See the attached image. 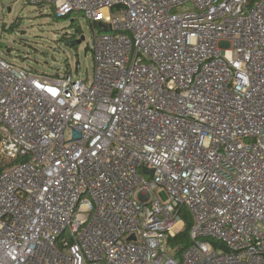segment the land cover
I'll return each instance as SVG.
<instances>
[{
    "label": "built area",
    "instance_id": "2783aa9c",
    "mask_svg": "<svg viewBox=\"0 0 264 264\" xmlns=\"http://www.w3.org/2000/svg\"><path fill=\"white\" fill-rule=\"evenodd\" d=\"M27 2L95 70L0 55V264H264V0Z\"/></svg>",
    "mask_w": 264,
    "mask_h": 264
},
{
    "label": "rangeland",
    "instance_id": "374dc122",
    "mask_svg": "<svg viewBox=\"0 0 264 264\" xmlns=\"http://www.w3.org/2000/svg\"><path fill=\"white\" fill-rule=\"evenodd\" d=\"M79 29L78 38L73 30ZM97 33H104L99 27ZM85 37L82 44H76ZM94 30L83 15L56 18L53 7L39 8L27 0H0V55L9 63L35 73L72 71L92 81ZM79 66V70L77 68ZM0 154L3 169L12 162Z\"/></svg>",
    "mask_w": 264,
    "mask_h": 264
},
{
    "label": "trees",
    "instance_id": "16d2710c",
    "mask_svg": "<svg viewBox=\"0 0 264 264\" xmlns=\"http://www.w3.org/2000/svg\"><path fill=\"white\" fill-rule=\"evenodd\" d=\"M69 18V17H67ZM80 30L79 29H75L73 30V35L71 37V39L73 40V37L76 36V38H78L79 36H77V32H79ZM81 33V31H80ZM78 42H76L77 44ZM1 139V137H0ZM8 160V159H7ZM10 162H12L11 165H9L7 168L3 169L2 167V164L0 163V174L4 171H6L7 169L13 167L14 165H17V164H20V163H23L26 161V158H23V159H19L17 160L16 162H13V160H8ZM15 163V164H14ZM13 165V166H12ZM184 220H185V229L184 231L179 235L177 236L175 239H172L170 241V245L174 248L177 249V254L178 255H182L183 252L189 248L190 244H191V240H190V230L192 228V225H193V219L192 217L190 216V214H188L187 212L184 213ZM218 248L222 249L223 247L222 246H218Z\"/></svg>",
    "mask_w": 264,
    "mask_h": 264
},
{
    "label": "water",
    "instance_id": "95a60500",
    "mask_svg": "<svg viewBox=\"0 0 264 264\" xmlns=\"http://www.w3.org/2000/svg\"><path fill=\"white\" fill-rule=\"evenodd\" d=\"M85 41V37H82L81 40H78V44H82V42ZM153 174V173H152Z\"/></svg>",
    "mask_w": 264,
    "mask_h": 264
},
{
    "label": "bare ground",
    "instance_id": "6f19581e",
    "mask_svg": "<svg viewBox=\"0 0 264 264\" xmlns=\"http://www.w3.org/2000/svg\"><path fill=\"white\" fill-rule=\"evenodd\" d=\"M19 160V159H18ZM15 164V163H14ZM13 166V165H12Z\"/></svg>",
    "mask_w": 264,
    "mask_h": 264
}]
</instances>
